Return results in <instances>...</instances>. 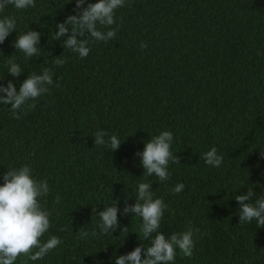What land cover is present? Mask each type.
Here are the masks:
<instances>
[{
    "label": "trees",
    "instance_id": "obj_1",
    "mask_svg": "<svg viewBox=\"0 0 264 264\" xmlns=\"http://www.w3.org/2000/svg\"><path fill=\"white\" fill-rule=\"evenodd\" d=\"M76 13L75 0H35L0 13L16 20L0 44V84L12 81L19 91L45 68L53 78L19 119L0 104V184L8 169L24 165L47 180L49 192L38 200L50 228L41 240L61 241L42 259L21 256L15 264H115L116 256L147 247L142 218L122 214L141 182L167 205L159 231L199 229L191 257L177 249L171 264H264V227L240 223L235 199L248 188L253 203L264 195V0H126L115 11V38L89 37L85 58L64 47V37L53 40L56 24ZM30 30L41 33L38 57L14 47ZM9 60L23 69L19 76L8 73ZM97 131L116 135L120 147L95 145ZM162 131L172 132L170 150L180 159L169 162L163 182L143 175L136 155ZM212 147L223 157L219 167L203 160ZM178 183L184 189L173 194ZM115 203L119 226L105 234L98 212Z\"/></svg>",
    "mask_w": 264,
    "mask_h": 264
},
{
    "label": "clouds",
    "instance_id": "obj_2",
    "mask_svg": "<svg viewBox=\"0 0 264 264\" xmlns=\"http://www.w3.org/2000/svg\"><path fill=\"white\" fill-rule=\"evenodd\" d=\"M125 3L126 0H97L84 7L85 0H75L77 13L68 15L62 23L56 24L58 30L53 33V40L64 37V47L78 53L81 58L87 57L90 51L89 37L104 42L115 38L118 26L111 27L116 24L115 11ZM8 5L22 10L35 7V0H0V13ZM98 26L109 30L101 31ZM15 28V17L0 18V44ZM86 32L87 36H85ZM40 37V32L27 31L18 35L14 47L27 57H38ZM140 47L146 48L147 45L142 42ZM65 62V59L53 61L57 66H62ZM8 65V73L12 76L21 74L23 69L14 60H9ZM50 85H53V78L52 70L48 68H45L42 74H29L20 84L19 91L12 81H8L6 86L0 84V93H6V95H0V104L10 105L13 118L19 119L18 112L25 107L29 110L35 108L34 101L46 94ZM30 101L33 103H29ZM105 137L108 138L105 139ZM172 140L171 131H162L145 142L143 151L136 153L144 169L143 175H155L161 182L169 179V162L180 163V159L177 161V154L174 156L170 150ZM94 144L103 145L114 151L120 147L121 140L116 135L109 136L105 131H97L94 134ZM261 156L264 157V149L261 150ZM203 160L207 165L219 167L223 157L217 154L215 147H212L203 153ZM3 179L4 183L0 184V264H15L21 256H26L32 261L42 259L61 243L55 235L48 238L46 242L41 240L50 228V213L41 207L38 198L48 194V182L34 178L32 169L28 165L19 169H8L3 174ZM150 186L148 182H141L138 186L136 203L126 202L122 212L123 215L135 213V216L142 218L140 232L143 239L140 240H148V246L142 243L128 253L116 256L115 264H171L176 258L177 249L184 256L192 255L193 236L194 233L199 232V229L189 227L186 231L179 234L173 233L171 236H166L159 231L167 205L163 199L153 198V190ZM183 189L184 184L178 183L171 192L176 194ZM254 196L256 194L252 188H248L244 194L235 196L240 205L239 222L251 223L255 220L258 227H264V195L257 197L253 203L251 201ZM60 199L57 195L55 203H59ZM118 211L115 203L98 212L101 220L98 227L103 233L106 234L110 230L113 233L116 231L119 226ZM87 235L86 230L80 229L81 237Z\"/></svg>",
    "mask_w": 264,
    "mask_h": 264
}]
</instances>
